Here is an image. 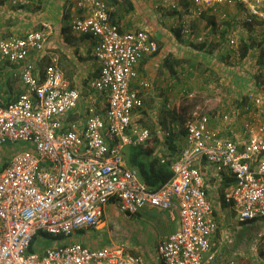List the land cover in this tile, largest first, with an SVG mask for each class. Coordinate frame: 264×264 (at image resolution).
Wrapping results in <instances>:
<instances>
[{
  "label": "built area",
  "instance_id": "1",
  "mask_svg": "<svg viewBox=\"0 0 264 264\" xmlns=\"http://www.w3.org/2000/svg\"><path fill=\"white\" fill-rule=\"evenodd\" d=\"M69 1L77 11L71 30L94 40L99 69L87 95L71 87L55 65L39 70L29 60L46 48L49 24L0 39V61L19 66L24 87L15 100L0 105V164L9 151L0 173V264H140L138 257L120 248H90L68 240L77 230L96 228L109 204L126 215L145 207L177 212L179 227L156 247L161 264H204L205 256L215 263L217 223L199 163L204 160L218 177L231 176L233 185L225 201L239 223L258 221L264 227L260 93L251 92L250 103L240 110L188 118L183 126L185 144L171 162L170 180L150 190L127 166L125 151L151 138L147 127L133 122L143 103L131 82L139 61L155 54L158 45L146 31H121L111 20L107 0ZM181 1L166 3L178 10ZM189 1L193 14L203 10L213 14L218 6L240 4L245 9L242 19L257 20L264 27V0ZM10 4L23 5L25 0ZM260 85L264 89V81ZM81 102L83 116L71 119ZM15 143L32 150L13 152L8 146ZM58 236L63 239L57 245L37 244L29 252L34 237L40 242ZM259 237L264 246V233ZM223 264L239 263L230 258Z\"/></svg>",
  "mask_w": 264,
  "mask_h": 264
},
{
  "label": "crops",
  "instance_id": "2",
  "mask_svg": "<svg viewBox=\"0 0 264 264\" xmlns=\"http://www.w3.org/2000/svg\"><path fill=\"white\" fill-rule=\"evenodd\" d=\"M34 1L36 0H25V4L15 6L19 9H25L27 6H31L29 3ZM63 1L65 0H55L54 3V0H47V8L44 7L43 2L38 11L30 10L27 14L24 13L25 16L31 18V21L27 20V23H25L26 27L23 28L25 32L29 31V28L39 29L45 23L49 24L52 28L44 51L38 54H31L29 60L39 70H42L46 65H55L70 83V86L77 89L82 96H85L87 95L89 83L97 76L99 69L93 54L94 40L89 36L79 35L71 30L70 22L77 14V11L74 9L72 2H69L67 7H63ZM107 1L112 7L111 20L121 31H146L158 45V51L155 54L145 56L139 61L135 69L137 77L131 82V88L139 93L143 103L142 109L134 114L133 119L136 116H144L156 121L155 119L161 118L166 108L169 110L174 109V106L178 107L183 99L181 97L191 89L192 79L196 76L198 64L201 62L199 60L204 61L207 55L212 57L214 53H207L206 47H203L204 50L198 49L200 44L203 43V37L199 33H192L189 27L190 22L198 24L197 21L192 19L195 15L191 13V3L189 0H182L180 8L176 11L169 9L166 0H114L116 3ZM151 2L153 3V7L147 8L144 11L143 8ZM222 6L227 7L221 5L217 9H220ZM235 7L226 8L223 12L226 16H230L227 19V24L223 25L224 29H228L229 24H234L237 17L239 18L245 14L242 10H238L242 11L241 14L238 13ZM241 7L244 8L243 6ZM146 12L149 13L151 20L145 18ZM209 13L211 11L207 15L212 19L213 17ZM16 29L17 27H6L5 30L0 29V39H3L2 37L6 36V33L17 36L14 35ZM19 32L17 31L16 34ZM1 33L5 34L1 35ZM185 35L187 37L195 36L196 39H202V41L199 42L198 40L199 44L197 45L196 43H189L191 44L190 47L184 46L185 43L182 39L184 40ZM255 59L256 65L260 66L261 69H254V72H257V70L259 73L264 72V66L260 63L261 58L257 59V56H255ZM211 60L209 59L204 62L210 63ZM212 62L217 63L216 61ZM7 64L11 63L0 61V78H4L0 81V105H6L15 100L24 90V87L22 88L23 84L20 81V72L19 81L22 84L21 87L20 85L17 88L11 87L7 83L8 78L12 74L11 68L17 66L11 64L12 67H7ZM17 67L19 68V66ZM203 67L204 69L210 68L208 64H205ZM262 80L264 81L263 76L260 77V81ZM229 81L231 82L229 86H235L236 88L237 80H234V76ZM247 82L248 80H246ZM141 83H145L146 86H142ZM206 84L208 83L205 82ZM245 91L247 92V90ZM247 94V97L240 98L239 102L248 98V103H250L249 93ZM261 94L259 96L264 102ZM233 96L231 94L228 98H238L236 94H233ZM226 101L224 99V102ZM229 102L230 100L227 101L226 106L229 107L227 110L231 111L233 109H231V103ZM84 106V103L81 102L80 109H77L70 115L71 119L82 117V108ZM169 115L167 113L166 116ZM173 127L178 128L177 126ZM173 127L169 130H162L161 127H156L155 132L150 131L151 138L156 137L155 151L162 158V162L165 158H176L185 144L184 132L182 133L181 130L175 131ZM170 134H172L170 141L173 142L174 151L169 148L168 141H165L169 139L168 136ZM151 144H153V141L149 145ZM7 153L9 151L6 149L5 155L3 154L2 156L3 162L0 164V173L8 161ZM199 167L202 171L207 199L217 223V231L213 236V240L217 243V248L214 251L215 263L208 262L207 256H205L204 264H223L224 261L234 257L235 254L237 257L239 253L237 247L239 241L237 237L240 235L235 233L236 227H232L231 223V215H234L233 208L225 201V194L229 187L233 185V179L230 175L225 174L222 177H218L213 172L211 166L206 164L204 160L199 163ZM107 220L109 224H119L121 221L129 224V235L125 233L126 237L115 238L113 240L114 236L111 233L112 226H109L108 243L99 242V239L91 231L96 232L105 228ZM239 224L246 225L245 223ZM178 227L179 220L176 211L170 214L168 211L145 207L135 214L126 215L119 212L114 204H109L105 209L101 223L96 228L85 229L83 233L77 232L68 240L90 248H100L109 245V247L120 248L124 253L138 257L140 264H161L156 258V247L162 239L173 233ZM237 262L239 263L238 260Z\"/></svg>",
  "mask_w": 264,
  "mask_h": 264
},
{
  "label": "rangeland",
  "instance_id": "3",
  "mask_svg": "<svg viewBox=\"0 0 264 264\" xmlns=\"http://www.w3.org/2000/svg\"><path fill=\"white\" fill-rule=\"evenodd\" d=\"M11 1L12 0H0V29L5 30L6 27H17L14 34L17 36H21L25 33L23 30V28L26 27L25 23H27V20L31 21V18L25 16L24 13L27 14V12H30V10L38 11V8L43 2L45 5L44 7L47 8V0H36L32 3H29L31 6H27L25 9H19L15 5H11ZM69 2V0L63 1V7H67ZM233 6H236L235 9L237 11L242 10L244 12L245 10L241 7L242 5L237 4L227 7L222 6L220 9H216L213 14L209 13V15L213 17L212 19L207 15V13L210 12L208 10H203L200 14H193L191 12L193 15H195V17L192 19L197 21L198 24H192V22H190L189 27L191 28L192 33H199L203 37V41L207 40L209 42L208 46L206 47L207 53L214 54H212V57L207 55L204 61L212 59L211 62L205 63L201 59L199 60L201 62L198 64V70H196L198 75L196 74L194 79H192L193 85L191 84V89L188 90V93L181 97L183 99L181 100L178 107L174 106V109L169 110L166 108L161 118L155 119L156 121H153V119H149L148 117L136 116V118L133 119L134 123L147 127L153 132L156 131V127H161L162 130H169L173 126H177L178 128H173L175 131H178L182 130L185 121L194 115H212V113L216 114L218 111H221V109H223L222 111L227 112V108L229 107L226 106V103L228 100H230L229 103H231V109L240 110L242 104L248 103V98L246 101L239 102L240 98L243 99L242 97L244 95H248L246 94L247 92H245L242 88L240 82L242 80L244 82L245 80H248V73L249 77H251L249 80L252 83V93H262L261 96L264 99V89L261 88L260 85V83L263 81H260V77H264V72L259 73L258 70V74L257 72H254L256 69H261V67L257 66L255 63V56H257V59L261 58L260 63L262 66H264V27L257 20H254L251 23L246 22L244 19H242L243 16L241 15L239 18H236L234 24H229L228 29H224L223 25L227 24V19L230 16H226V14L223 12L226 8ZM151 7H153L152 2L147 4L143 10L145 11L147 8L150 9ZM242 11H238V13L241 14ZM145 18L147 20L150 19L148 12H146ZM35 29L38 28H29V30ZM17 31L20 32L16 34ZM2 34L5 33H1V35ZM12 36L13 34L6 33V36H3L2 38L6 39ZM198 40L201 42V39H196L195 36L187 37L186 35L184 40L182 39V41L185 43H183L184 46L186 45L187 47H190L192 43H196V45L199 44L197 42ZM244 47H246V52H244ZM259 55L263 56L260 57ZM244 57L245 59H243ZM212 61H216L217 63ZM205 64H208L210 68L207 67L204 69L203 66ZM8 66H11V64H7V67ZM11 70L12 74L8 78L9 80L7 83H9L11 87L17 88L19 85L21 87L22 84L19 81L20 68L15 66L14 68H11ZM240 73L242 75H240ZM233 76L234 80H237V89L235 86H229V83H231L229 80H231ZM2 79L4 78H0V81H2ZM205 82L208 84L205 85ZM231 94L232 97H234L233 94H236L238 98H228ZM224 99L227 101L224 102ZM167 113L170 115L166 116ZM225 126L226 125H223V127ZM8 147L13 150V152L32 150V147L22 143H15V145H9ZM231 220L232 227H236L235 233L240 235L237 237L239 241L237 244L239 253L237 254V257L235 254L232 258L236 261L238 260L240 264H264V246L261 244V236L259 237L260 234L262 235V233H264V227L261 225L262 229H257L253 233L251 230H248L245 225L239 224L235 212L234 215H231ZM109 226H112L111 233L114 236L113 240H115V238H122L125 236V233L128 234L130 232L129 224H126L123 221H121L119 224H109L108 220L107 226L105 228L96 232H91L99 239V242L106 244L109 241V238H107ZM59 242L60 241H56L54 239H42L39 242L40 245L38 247H52L57 245ZM103 247H109V245Z\"/></svg>",
  "mask_w": 264,
  "mask_h": 264
},
{
  "label": "trees",
  "instance_id": "4",
  "mask_svg": "<svg viewBox=\"0 0 264 264\" xmlns=\"http://www.w3.org/2000/svg\"><path fill=\"white\" fill-rule=\"evenodd\" d=\"M109 2H113L116 3V1L114 0H109ZM170 9V8H169ZM173 11H176V9H172ZM42 27H40L37 30H41ZM208 41L205 40L203 41V43L200 44V46L198 47V49H202L204 50L205 47L208 46ZM204 47V48H203ZM194 48V47H193ZM246 49V47H244V50ZM246 52V50L244 51ZM210 67V66H209ZM240 75H242L240 73ZM247 78H248V82L246 83L242 80L241 85L242 88L245 90H247V93L252 92V83L249 79H251V77H249V74H247ZM248 84V85H247ZM246 92V91H245ZM246 93V94H247ZM245 94V93H243ZM247 95H244L242 98H246ZM246 101V100H244ZM181 132L183 133V129L181 130ZM168 140H165L167 143H169V148L174 151L175 147L172 145V141L171 137L172 134H170ZM154 138V139H153ZM153 144L149 145L150 143ZM158 141V140H157ZM147 141L146 144H140V145H133V146H129L126 148L125 151V162L127 164L128 167L133 168L137 171L139 179L147 185V187L150 190H157L159 189L163 184H165L167 181L170 180L171 176H172V172L170 169V165L171 162L173 160V158L169 157V159H163V162L161 161L162 158H160V156H158V152L155 151L156 149V137H152L150 142ZM157 152V154H156ZM261 225L258 221L256 222H249L246 223V227L248 228V230H251L253 233L254 231H256L257 229L260 230ZM83 230L85 229H80L74 232V234L78 233H83ZM73 236V235H71ZM47 239H54V240H62L63 237H47ZM254 241V240H253ZM39 244V238L38 237H34L31 241V245L29 247V252H33L35 250L36 245ZM264 252V251H263Z\"/></svg>",
  "mask_w": 264,
  "mask_h": 264
}]
</instances>
